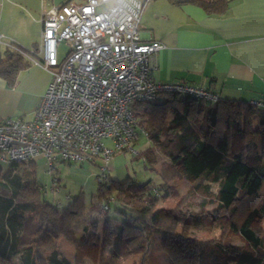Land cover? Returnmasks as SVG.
<instances>
[{
    "label": "trees",
    "instance_id": "obj_1",
    "mask_svg": "<svg viewBox=\"0 0 264 264\" xmlns=\"http://www.w3.org/2000/svg\"><path fill=\"white\" fill-rule=\"evenodd\" d=\"M171 1L192 2L208 14H220L231 0ZM12 43L22 47L13 40ZM29 65V59L21 52L0 45V78L8 85L14 83L19 70ZM218 97L210 102L165 93L134 104L137 134L151 139L163 158L156 183L130 178L118 181L110 177V172L108 179L102 181L97 174V199L90 206L102 217V241L111 239L110 262L142 247L135 264H146L152 235L157 232L161 233V249L169 264H264V236L253 234L250 240L244 236L250 233L256 216L264 218V107L252 105V99ZM253 118H258L256 127ZM255 134L262 135L260 149ZM137 139L138 136L132 148ZM142 156L146 161H156L150 148L143 150ZM33 160L0 165V264H70L54 247L43 257L39 246L59 236L75 245L84 239L87 224L77 238L72 227L86 209L82 192L63 208L46 201L33 170L23 165ZM85 160L93 162L94 157ZM180 175L193 178L190 190L201 198L199 210L181 205L183 199L175 208H156L160 201L176 193L173 190L171 194L168 180ZM109 196L114 200L109 201ZM104 203L108 205L106 209L102 208ZM210 203L214 207L206 209ZM217 211L222 218H218ZM174 220L193 233L174 231ZM207 230L210 235L200 233ZM237 233L247 241L243 246L230 241Z\"/></svg>",
    "mask_w": 264,
    "mask_h": 264
},
{
    "label": "built area",
    "instance_id": "obj_2",
    "mask_svg": "<svg viewBox=\"0 0 264 264\" xmlns=\"http://www.w3.org/2000/svg\"><path fill=\"white\" fill-rule=\"evenodd\" d=\"M147 1L68 0L52 5L41 11L39 41L29 50L0 33V45L18 50L30 64L42 66L51 75L31 120L0 118V165L42 155L51 174L59 162L99 157L103 163L98 175L106 181L107 161L114 151L133 150L138 136L134 104L165 93L210 102L219 99L217 93L196 85L152 79L151 56L163 45L140 38ZM60 41L68 45L62 60L57 51ZM250 103L264 107V99ZM106 139L113 142L112 148L105 145ZM57 182L52 177V188Z\"/></svg>",
    "mask_w": 264,
    "mask_h": 264
},
{
    "label": "crops",
    "instance_id": "obj_3",
    "mask_svg": "<svg viewBox=\"0 0 264 264\" xmlns=\"http://www.w3.org/2000/svg\"><path fill=\"white\" fill-rule=\"evenodd\" d=\"M21 8L16 0H0V33L6 40L34 48L40 37L39 15L45 9L40 11L34 6V15L26 16ZM14 13L21 16L22 24L21 20L16 24L12 22ZM139 34L142 41L156 40L163 45L151 56L150 75L155 81L185 82L208 89L224 99H264V0H231L220 14H208L192 2L148 0L141 14ZM50 78L48 70L34 64L19 70L12 85L0 78V118L32 119ZM253 122L256 126L258 118H253ZM256 139L254 137L260 149L262 135L259 141ZM90 208L93 212L84 211L90 218L83 217L84 223L78 226L79 234L84 224L88 226L78 245L59 236L40 244L41 255L47 257L54 247L73 264L78 248L90 245V251H94L95 243L101 239L103 221L97 210ZM157 235L155 232L153 238ZM111 245L110 239L106 251L99 249L106 264L113 263L109 261ZM134 250L118 257L117 261L128 259ZM87 254L81 252L76 262L96 264Z\"/></svg>",
    "mask_w": 264,
    "mask_h": 264
},
{
    "label": "rangeland",
    "instance_id": "obj_4",
    "mask_svg": "<svg viewBox=\"0 0 264 264\" xmlns=\"http://www.w3.org/2000/svg\"><path fill=\"white\" fill-rule=\"evenodd\" d=\"M21 5V11L26 16H32L34 15L33 7L37 6L38 9L41 11L42 9H49L52 5H58L64 0H16ZM31 1V2H30ZM106 7V4L100 5L99 9H104ZM41 13V12H40ZM21 16L17 13H14L11 20L14 24H16L19 20H21ZM22 24V20H21ZM31 49V48H28ZM68 50V45L65 43V41H60L58 43V58L59 60H62ZM28 119V118H26ZM31 119V118H30ZM28 119V120H30ZM254 123V122H253ZM256 127V126H255ZM256 135V134H255ZM257 139L260 138V135L257 134ZM256 139V140H257ZM259 141V140H257ZM105 145L112 148L113 142L110 139H106ZM261 147V146H260ZM151 149L156 154V161L155 162H149L144 159L142 156V151L145 149ZM133 150L128 149H118L115 150L113 155L108 159L107 166L110 169V177L112 179L121 181L124 179H133L140 182H151L156 183L159 181V175L158 170L160 169V162L162 160V156L160 152L157 151V146L154 144V142L146 137L144 134L140 133L138 135L137 142L133 145ZM103 161L99 157H95L94 161L91 162L89 160H84L82 162H72V163H57L54 168L51 169V174H47L46 169L47 165L45 163V159L42 155H37L34 157V160L32 162H28L26 164H23L24 166H28V168H31L34 173L35 180L38 183V186L40 187L41 195L42 197L49 202L57 203V205L60 208H63L67 205V203L72 199V197L82 192V196L84 198L86 211H90V202L97 199L96 196V190L98 187L97 182V174L100 173V164H102ZM52 177H56L59 179L57 182V187L52 188L51 182ZM194 183L193 178L191 176H178L174 177L170 180H168V185L170 187L168 188L173 194V190L176 192L173 195L168 196V198L163 199L160 201L156 208H163V209H172L176 207V204L181 202V199L184 200V202L181 203V205H185V207H188L190 210L198 211L199 210V203L201 202V198L199 195L194 193L190 190L191 185ZM186 202V203H185ZM214 205L212 203L208 204L206 206V209H212ZM92 211V210H91ZM93 212V211H92ZM111 214H114V216H117V213H113L110 210ZM218 218H222V213L217 211ZM221 214V215H220ZM85 218H90L89 214H84L78 216L72 223V227L75 231V234L78 235V226L79 223H84ZM208 219H210V216H208ZM213 224V223H212ZM104 223L101 228V239L97 240V243H95V249L94 251H90V245H84L83 248H78V255L75 254V259L73 260V264H83L79 260V262H76V257L81 258V252L82 254L88 253L87 256L97 262L96 264H106L104 262V257L99 253L100 247L103 248V250L108 248L110 239H107L106 241L103 240V230ZM171 228L176 231L183 234L190 233V228L185 226L179 221L174 220L171 223ZM250 233L244 234V236L250 240L253 234H257L261 236H264V218L255 217L251 224H250ZM219 230V229H218ZM218 230L216 232H218ZM211 231H203L201 234L207 236L210 235ZM158 235L153 238L150 242V252H152V258L150 261L147 260V264H169L166 261V254L161 249L162 247V236L161 233H157ZM242 236V235H241ZM240 235L234 234L231 236L230 241L232 244L236 246H243L244 243L247 241L244 240ZM240 237L242 239H240ZM154 239V240H153ZM104 243V247L103 244ZM142 255V248H138L134 250L128 259L123 258L117 261V259L112 260L113 263L111 264H133L138 263L139 257ZM103 257V260L102 258ZM101 258V260H100ZM85 264V263H84Z\"/></svg>",
    "mask_w": 264,
    "mask_h": 264
}]
</instances>
